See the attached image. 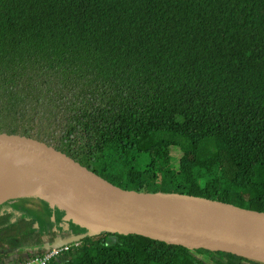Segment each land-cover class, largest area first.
Returning <instances> with one entry per match:
<instances>
[{"label": "trees", "instance_id": "obj_1", "mask_svg": "<svg viewBox=\"0 0 264 264\" xmlns=\"http://www.w3.org/2000/svg\"><path fill=\"white\" fill-rule=\"evenodd\" d=\"M0 124L128 190L264 212V0H0ZM6 205L0 264L43 255ZM65 246L49 264H263L109 232Z\"/></svg>", "mask_w": 264, "mask_h": 264}, {"label": "water", "instance_id": "obj_2", "mask_svg": "<svg viewBox=\"0 0 264 264\" xmlns=\"http://www.w3.org/2000/svg\"><path fill=\"white\" fill-rule=\"evenodd\" d=\"M0 156L24 160L38 175L28 184L0 182V206L13 199L36 198L50 207L59 206L66 213V223L87 229L79 235L58 236L51 243L45 241L46 250L109 232L264 264V212L128 190L70 146L14 124H0ZM63 226L68 230V224Z\"/></svg>", "mask_w": 264, "mask_h": 264}, {"label": "rangeland", "instance_id": "obj_3", "mask_svg": "<svg viewBox=\"0 0 264 264\" xmlns=\"http://www.w3.org/2000/svg\"><path fill=\"white\" fill-rule=\"evenodd\" d=\"M38 121H31V125L34 128H37ZM63 122L60 123V118L55 123L54 126L50 127V131H53L54 134H59L60 131H62L64 128L62 126ZM145 164L140 163L138 167H144ZM2 175V174H1ZM0 179H2V176H0ZM11 179H6L3 177V181ZM12 181V180H11ZM2 182V181H1ZM2 194V193H1ZM18 202L22 203L21 205L16 206L14 209L22 212L23 209V216L27 217L26 219L30 220V215L35 219L40 221L37 223L38 228L35 229L39 232V236L46 242L53 241L56 237L64 236V234L67 232V229H63V232L61 230L62 227L60 225L62 224L60 221H62L61 214H64L65 211H63L59 206L54 205L50 207L49 204L46 202H43L36 198H18L16 199ZM11 201V200H10ZM58 202V201H57ZM59 203V202H58ZM7 202H5L3 207H7ZM60 204V203H59ZM21 209V210H20ZM66 214V213H65ZM64 228V227H63ZM47 229V231H46ZM85 232H87V229H83ZM65 231V233H64ZM82 232V231H80ZM57 234V235H56ZM37 238V237H36ZM50 243V242H49ZM73 244V243H72ZM9 246H13L14 248H24L27 249L28 247H34L33 242L26 244V245H19L18 239H10Z\"/></svg>", "mask_w": 264, "mask_h": 264}, {"label": "bare ground", "instance_id": "obj_4", "mask_svg": "<svg viewBox=\"0 0 264 264\" xmlns=\"http://www.w3.org/2000/svg\"><path fill=\"white\" fill-rule=\"evenodd\" d=\"M0 176H2V179H0V182L3 181V177H5L6 179L10 178L12 181L20 182L23 184H28V182L34 181V180L36 181L38 179L37 177L38 175L33 174L27 168V165L24 160L18 159L16 157H8V156H0ZM55 183L57 185L59 184L58 181H56ZM1 196L2 195L0 192V197ZM58 248H61V247H58ZM52 249H57V248H51L49 250H46L45 253L49 252Z\"/></svg>", "mask_w": 264, "mask_h": 264}, {"label": "built area", "instance_id": "obj_5", "mask_svg": "<svg viewBox=\"0 0 264 264\" xmlns=\"http://www.w3.org/2000/svg\"><path fill=\"white\" fill-rule=\"evenodd\" d=\"M69 250L68 246H64L62 248L52 249L49 252L45 253L44 255H38L28 259L19 264H49L51 260L57 258L64 252Z\"/></svg>", "mask_w": 264, "mask_h": 264}, {"label": "crops", "instance_id": "obj_6", "mask_svg": "<svg viewBox=\"0 0 264 264\" xmlns=\"http://www.w3.org/2000/svg\"><path fill=\"white\" fill-rule=\"evenodd\" d=\"M44 202V201H43ZM21 210V209H20ZM22 212H23V209H22ZM65 213L64 214H61V218H62V221H60L62 224L60 225V227H62L61 228V230H60V232L64 229L63 227V225H67L68 224V230H67V232L65 233V235H70V234H73V235H79V234H82V233H85V231L83 230V229H85V228H82V227H80V226H78V225H76V224H74V223H72V222H67L66 223V221H64V218H65ZM30 218H33L31 215H30ZM35 218V217H34ZM38 222H40L39 220H38ZM80 231H82V232H80ZM50 243L52 242V241H49Z\"/></svg>", "mask_w": 264, "mask_h": 264}, {"label": "flooded vegetation", "instance_id": "obj_7", "mask_svg": "<svg viewBox=\"0 0 264 264\" xmlns=\"http://www.w3.org/2000/svg\"><path fill=\"white\" fill-rule=\"evenodd\" d=\"M11 204H13V203H11ZM11 204H9V205H11ZM46 231H47V229H46ZM62 232H63V230H62ZM65 233V232H64ZM57 235V234H56ZM34 246H35V244H34Z\"/></svg>", "mask_w": 264, "mask_h": 264}]
</instances>
